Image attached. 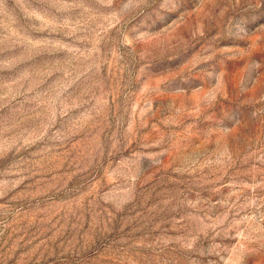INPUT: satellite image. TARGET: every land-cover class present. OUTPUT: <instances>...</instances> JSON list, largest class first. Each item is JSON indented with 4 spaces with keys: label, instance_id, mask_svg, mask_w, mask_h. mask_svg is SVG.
Returning a JSON list of instances; mask_svg holds the SVG:
<instances>
[{
    "label": "rangeland",
    "instance_id": "1",
    "mask_svg": "<svg viewBox=\"0 0 264 264\" xmlns=\"http://www.w3.org/2000/svg\"><path fill=\"white\" fill-rule=\"evenodd\" d=\"M0 264H264V0H0Z\"/></svg>",
    "mask_w": 264,
    "mask_h": 264
}]
</instances>
